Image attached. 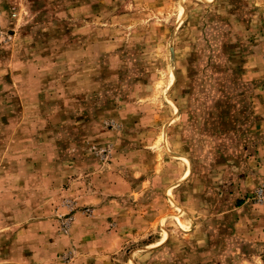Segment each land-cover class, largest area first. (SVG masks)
<instances>
[{
	"label": "rangeland",
	"instance_id": "1",
	"mask_svg": "<svg viewBox=\"0 0 264 264\" xmlns=\"http://www.w3.org/2000/svg\"><path fill=\"white\" fill-rule=\"evenodd\" d=\"M0 264H264V0H0Z\"/></svg>",
	"mask_w": 264,
	"mask_h": 264
}]
</instances>
